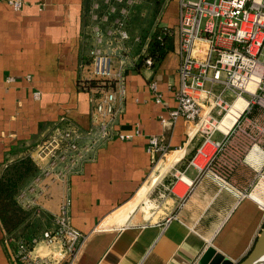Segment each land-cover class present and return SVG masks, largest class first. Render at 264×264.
Here are the masks:
<instances>
[{"label": "crops", "instance_id": "1", "mask_svg": "<svg viewBox=\"0 0 264 264\" xmlns=\"http://www.w3.org/2000/svg\"><path fill=\"white\" fill-rule=\"evenodd\" d=\"M178 3H160L158 25L176 23ZM90 4L23 0L15 9L0 0V176L17 159L29 157L34 164L16 194L26 219L11 232L0 221V264H27L15 253L17 240L30 236H37L34 257L67 264L54 255L60 241L46 242L41 236L55 226L64 195L71 199V224L86 236L71 264H194L208 246L234 264L250 249L264 221L256 200L241 194L264 171V142L246 151L229 176V187L211 175H199L189 163L202 136L188 135L182 117L160 120L176 102L175 47L155 65L134 67L148 41L136 40L137 31L159 5L154 0H137L130 9L124 91L117 96L112 132L101 137L93 121L96 84L82 83L96 44L94 25L100 27L102 49L117 54L123 45L115 33H107V22L91 18ZM153 79L159 101L149 85ZM61 115L82 132V146L96 140L84 149L67 185L44 176L35 180L45 159L32 150ZM151 135L159 137L164 152L147 150ZM165 154L168 159L155 169Z\"/></svg>", "mask_w": 264, "mask_h": 264}, {"label": "built area", "instance_id": "2", "mask_svg": "<svg viewBox=\"0 0 264 264\" xmlns=\"http://www.w3.org/2000/svg\"><path fill=\"white\" fill-rule=\"evenodd\" d=\"M136 1L91 0V18L107 22V33H115L123 45V52L117 54L102 49L100 27L94 25L96 44L82 83L90 86L91 80L97 82L93 90L98 94L92 97L93 121L101 137L112 132L118 110L117 96L124 91L123 75L128 65L125 44L130 38V9ZM8 2L15 9L23 6V0ZM175 25V50L179 57L176 102L168 116L161 115L160 120L173 122L182 117L188 135L200 134L203 139L189 163L197 168L199 175H211L222 186L229 187V176L246 151L253 144L264 142V0H179ZM139 38L138 35L135 39L139 41ZM145 62L150 64L152 60L146 57ZM12 78L7 77L8 80ZM249 82H253V90L247 88ZM149 85L159 101L157 81L153 79ZM226 90L235 94L233 100L224 97ZM244 93L250 95V99L244 96L247 99L245 107L229 126L222 127L224 116ZM39 94L38 90L33 91L34 97ZM253 106L261 110L255 116L246 115ZM216 132L220 136H215ZM81 134L66 116L61 115L32 147L37 158L45 159L35 180L44 176L67 185L70 175L84 158V149L96 141L92 136L88 144L82 146ZM119 136L125 138L128 134L120 133ZM147 150L164 152L166 149L157 135H151ZM241 194L251 196L264 211V171H258L250 187ZM70 200L69 195L62 197L54 216L55 226L41 235L46 242L60 241L61 248L54 255L67 264L73 262L86 238L70 222ZM36 239L37 236L18 239L15 257L27 264H51L48 256L32 255Z\"/></svg>", "mask_w": 264, "mask_h": 264}, {"label": "trees", "instance_id": "3", "mask_svg": "<svg viewBox=\"0 0 264 264\" xmlns=\"http://www.w3.org/2000/svg\"><path fill=\"white\" fill-rule=\"evenodd\" d=\"M173 36V27L164 28L162 25H157L149 34L143 52L138 56L134 67L146 64V57L152 60L149 65L159 62L168 49L175 47ZM90 82L97 83L95 80ZM33 168L31 159L24 157L9 163L0 176V221L6 232L14 230L27 217L26 210L16 200V194L20 184Z\"/></svg>", "mask_w": 264, "mask_h": 264}, {"label": "water", "instance_id": "4", "mask_svg": "<svg viewBox=\"0 0 264 264\" xmlns=\"http://www.w3.org/2000/svg\"><path fill=\"white\" fill-rule=\"evenodd\" d=\"M194 264H229V261L214 247L208 246ZM234 264H264V221L250 249Z\"/></svg>", "mask_w": 264, "mask_h": 264}, {"label": "rangeland", "instance_id": "5", "mask_svg": "<svg viewBox=\"0 0 264 264\" xmlns=\"http://www.w3.org/2000/svg\"><path fill=\"white\" fill-rule=\"evenodd\" d=\"M169 0H154L155 3H158L159 5L156 6V8H153V10L151 9L149 11V13H147L146 15V19H145V24H144V27H142V30L139 29L137 32H139V36L140 38L145 41L147 38H149V34L151 33V31L159 24V21H158V15H159V9H160V3L162 4L163 2H168ZM160 6V7H159ZM152 8V7H151ZM155 22V25L153 26ZM148 23V24H146ZM173 28H174V36H173V40L174 42H176V39H177V28H176V25L173 24L171 25ZM141 30V31H140ZM209 83L206 82V86H208ZM218 87H214V89L216 90ZM234 96V93H231L229 92L228 90L225 91L224 93V97L231 101L232 98ZM243 96H245L247 99H250V95L247 94V93H244ZM259 108V109H258ZM260 107H257L255 108L254 106L252 107L251 111L247 112L246 115L248 116H255L257 115V113L260 111ZM215 136H220V134L218 132L215 133ZM161 160V157L158 158V161ZM24 209V208H23Z\"/></svg>", "mask_w": 264, "mask_h": 264}, {"label": "bare ground", "instance_id": "6", "mask_svg": "<svg viewBox=\"0 0 264 264\" xmlns=\"http://www.w3.org/2000/svg\"><path fill=\"white\" fill-rule=\"evenodd\" d=\"M254 84L253 82H249L247 85V88L250 90H253ZM247 103V99L244 96H239L235 103L232 104L227 114L224 116L221 126L226 127L229 126L232 122V120L236 117V115L245 107ZM169 154H165L161 160H159L155 164V169L159 168V166L162 164L163 160L168 159Z\"/></svg>", "mask_w": 264, "mask_h": 264}]
</instances>
